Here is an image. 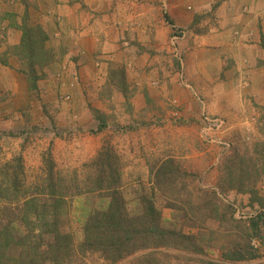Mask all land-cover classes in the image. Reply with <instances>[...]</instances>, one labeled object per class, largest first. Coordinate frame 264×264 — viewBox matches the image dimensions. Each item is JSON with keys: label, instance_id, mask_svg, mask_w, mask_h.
Instances as JSON below:
<instances>
[{"label": "trees", "instance_id": "1", "mask_svg": "<svg viewBox=\"0 0 264 264\" xmlns=\"http://www.w3.org/2000/svg\"><path fill=\"white\" fill-rule=\"evenodd\" d=\"M47 40L41 27L25 24L20 44L9 51L18 59V73L30 91L36 89L43 68L54 59L45 47ZM122 76L121 70L110 72L112 84L119 78L123 94L126 87ZM258 145L243 152L232 147L219 162L216 189L201 187L196 175L182 170L173 158L147 160L150 193L140 187L133 193V203L122 191L121 163L109 145L85 165L88 171L73 194L62 192L67 186L56 179L55 166L47 158L37 183L40 188L31 192L25 187L21 157L14 158L0 167V201L17 204L0 220V264H126L131 257L127 264H172L179 255L207 254L210 248L204 244L205 235L235 238L232 233L238 231L245 245L233 247L230 253L223 249L222 256L234 261L252 259L256 256L252 241L264 239V142ZM155 188L169 191L160 193L172 211L169 220L162 218L153 203ZM230 191L249 196L251 215L234 218L236 207L219 196ZM91 195L105 199L107 204L81 208L82 238L75 242L59 227L60 209L68 197ZM198 263L220 264L209 259Z\"/></svg>", "mask_w": 264, "mask_h": 264}, {"label": "rangeland", "instance_id": "2", "mask_svg": "<svg viewBox=\"0 0 264 264\" xmlns=\"http://www.w3.org/2000/svg\"><path fill=\"white\" fill-rule=\"evenodd\" d=\"M128 1L126 2V14L130 13V16L126 20V25L128 22L134 27V30L127 28L137 37L132 39V36L126 33V43L131 44V46L126 45L128 48L130 47L126 50V66L113 68L108 66L103 76L105 82L99 86H89L90 96H87L85 100V113L83 108L82 112L78 113L79 115L58 116V114L49 113V110L52 109L51 107L47 109V107L53 103H43L41 97V94L45 92V87L42 86L44 74L41 80L36 83V89L33 91L28 89L25 78H22L29 95L27 102H21L16 96V91L12 90L14 88L21 89L16 79L8 76L5 83H0V167L3 164H9L14 158L21 157L25 187H29L31 192L34 188H40V186L37 187V183L44 172L43 161L47 158L55 166L56 179L60 178L67 186L62 192L69 191L73 194L74 187L77 183L79 186V181L88 171L85 165L92 162L104 145L111 146L119 156L122 191L125 192L124 195L127 196L128 201L132 202L134 191L140 187H144L146 192L150 193L147 160L151 162V160L173 158L182 170L189 174H195L196 182L203 187V174L213 172L216 174L215 184L217 183L219 162L232 151V147H237L243 152L246 149L251 150L253 145L258 147L260 142H264V108H258L254 104H251V108L254 111L252 116H255L256 120H251L252 123H249L250 116L247 114L243 121L247 124H242L237 129L229 128L216 136L218 139L227 140L230 143L227 150H224L219 143L204 141L200 136V108L204 99L197 92V96L194 94L192 96L199 105V117H193L190 121L183 119L178 112V115L175 114L176 110L167 113L162 111L159 105L154 106L152 102L154 99L149 98H151L150 96L155 97L160 85L159 80L162 77L170 85V87L167 86L168 91H173L175 87V84L171 87V83H169L175 75L177 80L179 79V82H176L178 89L183 85L180 80L185 79L187 60L181 58L180 54H173V46L169 39L168 44L171 52L168 53L160 49L158 44L161 39L156 32L157 26L153 27V32L149 36V45L141 46L139 42L142 41L138 40L142 30L138 29L140 22L137 20L139 17L136 6L146 3L144 0H130L129 3ZM147 1L152 6L147 12L151 23L167 16L162 7V0ZM146 43L147 41L144 42V44ZM49 51L53 57L63 54L58 49H56V53L50 49ZM14 59L18 63V59L16 57ZM131 60L135 62L132 66L129 64ZM161 67L162 70H159ZM180 69L183 70L184 76L180 73ZM112 70L123 72V76L120 78L125 81V93H121L119 78L113 79L115 84H112V79H110ZM77 74L74 73L72 78L78 77ZM60 91L63 93L58 88L54 94L56 101H60ZM140 92L145 94L146 103L151 107L148 112L147 109H135L137 104L135 98ZM62 96L69 99L67 93H63ZM18 106L19 108H17ZM206 112L209 111L206 109ZM215 115L220 116L219 114ZM70 121L71 123H69ZM74 175L73 180L68 182ZM213 189H216V185ZM178 190L179 188H174V191ZM153 192V203L161 212L162 218L164 220L171 219L172 211L167 208L166 199L160 197V193H168V189L163 191L155 188ZM230 192L223 194L222 197L233 205L232 208L250 210L236 197H231ZM261 193L264 195V188L261 189ZM229 196L231 200L228 198ZM100 204L105 206L107 202L105 199L104 201L99 199L96 195L66 198L60 209L62 212L59 221L61 231L70 233L75 242L81 240V222L83 220L80 217L81 208H93ZM13 206H17L13 201H7V203L0 201V220L10 215L9 208ZM232 214H234V218H237L233 211ZM179 222L185 223L182 220ZM240 233V231L232 233L236 235L235 238L225 235L218 238L214 235L213 237L205 235L204 244L210 248L207 254L204 256L179 255L180 257L172 264H199V260L207 259L219 261L220 264H264L263 238V240L254 239L252 241V246L256 250V256L252 259L246 257L248 260L234 261L223 258V249L230 253L233 247L245 245L243 243L245 239L241 240ZM132 259L133 257L126 260V264Z\"/></svg>", "mask_w": 264, "mask_h": 264}, {"label": "crops", "instance_id": "3", "mask_svg": "<svg viewBox=\"0 0 264 264\" xmlns=\"http://www.w3.org/2000/svg\"><path fill=\"white\" fill-rule=\"evenodd\" d=\"M127 1L0 0V83H5L8 76L16 79L21 89L12 90L21 102L28 101L25 81L9 51L20 44L25 24L39 26L48 37L45 47L63 53L42 70L43 103H53L47 109L51 107L49 113L58 116L79 115L82 108L85 113L89 86L105 82L108 66H126V50L130 49L126 45L131 46L126 43V33L132 39L137 37L131 31L134 27L128 22L126 25L130 16L126 14ZM146 1L147 5L136 6L138 29L142 30L140 45H149V36L157 26L161 39L158 46L171 52L168 39L171 42L174 26L184 35L174 42L175 47L172 45L173 54L187 60L185 79L180 80L183 87L178 89L175 75L169 82L175 87L168 91L170 85L162 77L155 97L149 98L154 99V106L167 113L176 110L175 114L190 121L199 117V105L192 96L199 94L208 114L226 118L225 131L247 124L243 122L247 114L249 123L256 120L251 104L264 108V0H162L167 16L152 23L147 15L152 6ZM134 63L131 60L129 64ZM74 73L78 77L72 78ZM180 73L183 75V70ZM58 88L69 95L68 100L61 91L60 101L55 100ZM135 101L136 110L151 109L144 93H138ZM203 176V187L215 188L216 174ZM229 195L247 205V195Z\"/></svg>", "mask_w": 264, "mask_h": 264}, {"label": "built area", "instance_id": "4", "mask_svg": "<svg viewBox=\"0 0 264 264\" xmlns=\"http://www.w3.org/2000/svg\"><path fill=\"white\" fill-rule=\"evenodd\" d=\"M7 2H13L14 0H5ZM172 38H171V43L175 47V41L178 40L179 37L182 36V31L176 27L173 26L172 28ZM68 99V98H66ZM200 129H199V134L203 138L204 141L208 142H215L219 143L223 146L224 150H227L230 147V143L226 141H222L218 139L216 136L219 135L220 133L224 132L227 128V123L223 117L220 116H211L206 112V108L202 102L201 108H200ZM252 212L245 211V210H240L236 208L235 215L237 218L244 217V216H249L251 215Z\"/></svg>", "mask_w": 264, "mask_h": 264}, {"label": "clouds", "instance_id": "5", "mask_svg": "<svg viewBox=\"0 0 264 264\" xmlns=\"http://www.w3.org/2000/svg\"><path fill=\"white\" fill-rule=\"evenodd\" d=\"M219 196H220L221 198H223L222 195H219ZM223 200H224V199H223ZM226 202H227V201H226Z\"/></svg>", "mask_w": 264, "mask_h": 264}]
</instances>
